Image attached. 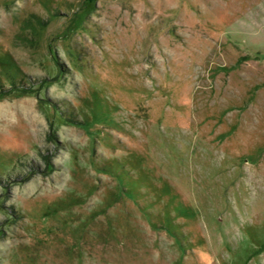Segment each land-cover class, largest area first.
<instances>
[{
  "label": "rangeland",
  "instance_id": "374dc122",
  "mask_svg": "<svg viewBox=\"0 0 264 264\" xmlns=\"http://www.w3.org/2000/svg\"><path fill=\"white\" fill-rule=\"evenodd\" d=\"M0 264H264V0H0Z\"/></svg>",
  "mask_w": 264,
  "mask_h": 264
}]
</instances>
